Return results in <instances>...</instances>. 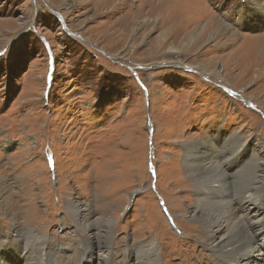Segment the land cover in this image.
<instances>
[{
  "label": "rangeland",
  "instance_id": "374dc122",
  "mask_svg": "<svg viewBox=\"0 0 264 264\" xmlns=\"http://www.w3.org/2000/svg\"><path fill=\"white\" fill-rule=\"evenodd\" d=\"M197 1L204 13L189 27L198 33L193 44L166 36L158 48L170 28L149 11L177 1L0 0V239L10 242L13 216L20 229L47 237V248L76 245L72 201L92 210L96 236L111 221L104 264H121L124 246L142 241H155L160 264H213L203 242L187 243L195 204L181 146L219 131L264 149V48L244 74L246 40L264 46V25L248 27L244 16L264 0ZM177 15L171 22L180 26L187 15ZM217 159L230 177L235 164L224 166L220 152ZM229 179L230 197L241 199L244 182ZM48 261L82 264L73 250Z\"/></svg>",
  "mask_w": 264,
  "mask_h": 264
},
{
  "label": "bare ground",
  "instance_id": "6f19581e",
  "mask_svg": "<svg viewBox=\"0 0 264 264\" xmlns=\"http://www.w3.org/2000/svg\"><path fill=\"white\" fill-rule=\"evenodd\" d=\"M174 1H177L178 5L171 4L173 8L167 9L165 13L163 5H158L149 11L152 15L160 16L158 19L159 25L168 24L170 28L167 33L159 36V41L157 40L158 42H156V47L158 48L164 47L166 36L174 41L176 40L175 43L188 41V45L193 44L195 37L197 38L198 36L197 32L194 34V32L188 31L189 27L192 24L195 25L200 15L204 13L197 11V7L195 8L194 6L198 1L196 0L194 3L193 1L191 3L183 2L182 4H179L182 0ZM247 8L248 13L247 16H244V19L248 18V27L253 28L264 25V8L259 7L257 3H252ZM179 9L185 11L187 15L180 26L171 22L179 16L177 15ZM240 16L241 14L238 15L239 18H241ZM170 24L173 25L170 26ZM213 26V24L209 23L205 29L210 30ZM225 28L230 30V36H238L236 30H231L229 25L225 26ZM261 38L264 39V35H261ZM246 42L247 50H245L248 52L245 55V60L248 63H246V67L244 66V74H248L250 69H252V64L249 62L254 59L253 53L255 49L264 48V46H260L261 42L255 43L252 40H246ZM240 48L239 50L242 49ZM171 51H175V49L173 47L169 48V52ZM234 52V55L239 53L237 50ZM263 55L264 51L258 58L260 67L263 66L264 62L262 60ZM237 63L240 65L238 58L236 60ZM198 70L204 73L206 66L203 65ZM257 103L259 104V102ZM216 140H219L218 144L215 143ZM181 149L184 160L183 173L186 177L185 182H188L187 190L193 193L195 204L193 209L188 212V218L191 221L189 226L192 229L191 231H193V237L187 243L194 242V239L203 242L206 249L209 250L207 256L211 257L213 264H264V229H258L255 226L264 220L263 147L243 141L242 135L238 133L225 137L223 133L214 131L207 133L201 140H192L184 144ZM219 152L224 166L226 162H232L236 166L233 170L234 173H231V176L225 179V171L221 167V161L217 159ZM236 156L238 159H243L240 166L235 162ZM231 177L239 185L244 182L242 183L243 192L241 199L230 197L231 191L229 187L232 184L229 178ZM186 194L188 195V193ZM2 197V194H0V208L4 209L7 204L6 199ZM234 197L236 196L234 195ZM66 206L68 215L72 217L74 228L80 234L76 245L63 248L58 244L47 248L51 244L47 241V237L42 236L35 228L20 229L19 223L12 216L10 217L11 224L9 225L10 231L8 234L10 242H5L6 237L0 239V264H12L13 262H15L14 264H51L48 259L55 251L71 252L72 250L81 253L82 264H93V262L94 264H104L107 262L106 253L109 250L114 233L111 221L105 220L107 227L104 233L101 236H96L93 230H96V227H100L97 223L90 221L92 210L88 206L82 207L72 201L67 203ZM168 208L170 210L169 203ZM23 219L24 223L28 224L31 217L26 216ZM154 242H130V244L124 246L123 253L119 254V258H122L121 264H160ZM8 247L11 250L10 256L18 252L19 260L14 261L9 258ZM48 249H50V253ZM96 251L97 253L95 254ZM4 253L7 257H3Z\"/></svg>",
  "mask_w": 264,
  "mask_h": 264
}]
</instances>
